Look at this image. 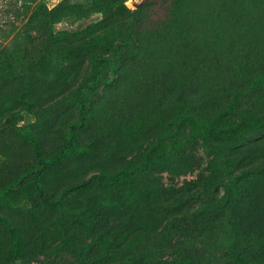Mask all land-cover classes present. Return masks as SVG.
I'll return each mask as SVG.
<instances>
[{
  "label": "trees",
  "instance_id": "trees-1",
  "mask_svg": "<svg viewBox=\"0 0 264 264\" xmlns=\"http://www.w3.org/2000/svg\"><path fill=\"white\" fill-rule=\"evenodd\" d=\"M172 1L141 0L139 6L141 12L147 14L154 4ZM130 13L133 18L137 17L135 10ZM59 19L57 8L50 10L39 6L33 14L31 24L38 34L34 38L37 53L29 59L27 74L11 82H2L0 109L12 106L15 110L20 101L24 103L23 111L38 113L36 106L45 96L50 95L52 105H57L61 102L57 100L58 95L72 90L74 83L81 84L83 95L92 99L101 88L105 91L116 87L121 74L127 72L126 56L130 48L118 49L120 59L124 60L104 58L101 42H94L101 26L67 33L55 30ZM113 46L104 44L108 56L116 53ZM57 56L68 59L66 67L56 70L52 59ZM260 57L259 53L240 54L239 68L235 70L242 77L236 76L237 81L232 86L210 94L199 105L191 101L199 92L197 87L186 86L180 100L183 118L182 114L173 113L178 107L169 106L157 127L163 125V132L178 137L187 131V125L194 129L197 122L202 121L205 127L201 129L205 131L196 138L207 149V144L219 135V131L238 128L244 132L252 126L253 118L264 119L263 106L258 105L264 93V65L251 66ZM112 65L117 68L115 71ZM172 77L171 72L163 74L161 88L164 91L170 89ZM256 77L258 81L253 80ZM198 109H202V113ZM89 110V103L84 102L79 122L69 128L67 136L52 148L45 141L37 145L38 166L25 171L17 183L4 188V198L25 196L31 204L29 215L33 216L30 218L34 224L41 219L54 221L46 234L37 228L34 240L27 239L22 235L15 211H5L0 219L7 229L1 230V237L6 250L12 252L15 259L47 256L55 248L72 251L76 259L66 264H264V202L261 196L264 164L258 165L257 158L249 160L243 146L237 145L233 150L231 167L221 170L215 158H210L196 178L177 189L167 187L159 178L176 167L175 160L169 156L158 159L151 147L143 145L127 158V162L121 160L123 171L110 174L102 170L72 190H61L57 183L49 182L47 174L55 177L64 174L74 162L84 167L97 165L95 163L107 158L108 151L129 141L127 136H117L114 141L115 134L107 130L96 132ZM222 111H226L228 120H218ZM242 115L245 119H241ZM184 117L189 121L184 122ZM21 120L23 118L19 117L15 123ZM182 139V142L189 141L183 136ZM136 145L140 144L129 147ZM120 153L121 150L114 157L122 155ZM226 172L230 175L225 176ZM227 177L231 180L226 181ZM214 183L218 185L211 190ZM104 197L110 200L105 202ZM9 213L11 215L7 216ZM225 222L235 231V240L222 254L201 252L197 242L206 233H216Z\"/></svg>",
  "mask_w": 264,
  "mask_h": 264
},
{
  "label": "rangeland",
  "instance_id": "rangeland-1",
  "mask_svg": "<svg viewBox=\"0 0 264 264\" xmlns=\"http://www.w3.org/2000/svg\"><path fill=\"white\" fill-rule=\"evenodd\" d=\"M140 2L0 0V86L2 82H11L28 72L29 59L37 53L34 38L38 34L31 23L39 6L50 10L57 8L60 19L55 24L56 31L75 33L101 26L94 42H101L104 58L124 60L120 59V47L130 48L127 53H133L126 56L127 72L121 74L117 86L105 91L101 88L95 98L83 95L81 84L74 83L72 90L58 95L57 100L61 102L57 105H52L50 95L45 96L44 101L36 106L38 113H26L23 111L24 103L20 101L15 110L12 106L0 109V216L5 211L14 210L24 238L34 240L37 228L46 234L54 221L41 219L37 225L34 224L30 218L33 216L29 215L30 202L24 195L4 198V188L17 183L25 171L38 166L37 145L45 141L52 148L67 136L69 128L79 122L84 102L89 103L96 132L107 130L115 134L114 141L117 136H127L129 141L120 148L108 151L107 158L95 163L97 165L84 167L77 162L72 163L64 174L57 175L58 181L53 174H47V180L57 183L61 190H72L78 183L102 173V170L110 174L123 171L121 160H128L142 145L151 147V152L158 159L169 156L175 160L176 167L159 177L163 184L174 189L186 186L196 178L206 168L210 158H215L221 170L231 167L232 153L237 145L243 146L249 160L257 158L258 165L264 164V119L260 116L253 118L252 126L244 132L238 128L219 131V135L207 144V149L196 138L205 131L201 129L205 127L202 121L197 122L194 129L187 125V131L178 137L163 132V125L157 127L169 106L178 107L179 110L173 113L182 114L183 118L180 100L186 86H195L199 91L191 98L193 105H199L210 94L215 95L232 86L237 81L236 76L242 77L235 70L239 68L240 54L259 53L260 59L251 66L259 68L264 65V0H173L166 4L162 1L154 4L147 14L141 12ZM130 10H135L137 17L133 18ZM106 43L114 44L112 50L116 51L115 54L108 56L109 51L103 48ZM67 60L57 56L52 63L59 70L67 66ZM111 68L113 71L117 69L114 65ZM165 72L173 75L167 91L161 88ZM253 80L258 81V78ZM258 105H262L264 110V93ZM198 112L202 113V109ZM219 116V121L229 119L226 111ZM19 117L23 120L15 123ZM184 120L187 122L189 118L184 117ZM182 136L189 141L182 142ZM137 143L140 145L129 147ZM119 150L122 155L114 157ZM229 175V172L225 173V176ZM227 180L231 179L227 177ZM215 185L218 183H214L211 190ZM261 196L264 202V191ZM104 198L105 202L110 200L109 197ZM231 228L226 222L221 224L216 233H206L197 242V248L209 254H222L235 240V231ZM2 229L7 227L0 219V264H66L76 259L72 251L55 248L47 256L40 254L30 259H15L3 244Z\"/></svg>",
  "mask_w": 264,
  "mask_h": 264
}]
</instances>
